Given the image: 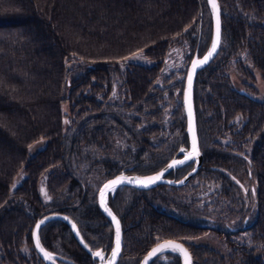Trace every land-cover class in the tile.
Masks as SVG:
<instances>
[{"label": "trees", "instance_id": "16d2710c", "mask_svg": "<svg viewBox=\"0 0 264 264\" xmlns=\"http://www.w3.org/2000/svg\"><path fill=\"white\" fill-rule=\"evenodd\" d=\"M217 2L219 49L193 84L201 164L182 186L108 198L122 230L118 264H138L165 239L193 264H264V0ZM210 36L205 0H0V264H43L31 230L50 213L69 217L91 252L110 250L97 190L119 173H154L188 147L184 77ZM184 43L182 65L161 73ZM136 53L152 63H123ZM38 238L55 264L94 263L61 219Z\"/></svg>", "mask_w": 264, "mask_h": 264}, {"label": "water", "instance_id": "95a60500", "mask_svg": "<svg viewBox=\"0 0 264 264\" xmlns=\"http://www.w3.org/2000/svg\"><path fill=\"white\" fill-rule=\"evenodd\" d=\"M207 7H208V11H209V15H210V20H211V36H210V41L209 44L207 46V49L205 50V52L201 55V56H197V48L195 49L193 56L190 60L189 65L187 66L186 69V73H185V77H184V83H183V89H182V107H183V112H184V117H185V133L187 135V142H188V147L185 148H179L178 151L176 152V155H174L162 168H160L158 171L151 173V174H147V175H127L124 173H119L107 180H105L100 187L97 190L96 193V203H97V208L99 210V212L102 214V216L109 222L111 229H112V234H113V239H112V247L110 249L109 254L107 255V257L105 258V260L101 263V264H109V261L111 260L112 257V251L113 249L116 247V222L119 223V228H120V251L118 256L116 257V260L114 262V264L117 263V260L119 258L120 252H121V247H122V230H121V224L119 219L117 218V216L112 212V210L110 209V207L107 205V200H108V195H110L114 190H116L117 188L120 187H129V188H133L136 190H140V191H147L150 189H153L159 185H168V186H174V187H179L184 185L197 171V169L199 168L200 164H201V159H202V154L199 150V144H198V138H197V133H196V123H195V113H194V105H193V84H194V80H195V76L196 73L198 71H200L201 69H203L204 67H206L211 61L212 59L215 57V55L218 52L219 49V45L217 47L216 52L214 53V55L204 64L200 65L199 67H197L195 69V72H192V67H193V61L194 60H202L203 57L205 55H207V53L209 52V50L211 49L212 46V41L215 37V33H216V17L213 14V9L211 4H209L208 0H205ZM216 3L218 5V2L216 0ZM218 9H219V5H218ZM219 19H220V9H219ZM220 29H221V21H220ZM220 38H221V31H220ZM198 41H199V33H198ZM220 44V43H219ZM192 74L191 76V86H189V74ZM186 93L189 95V99H190V106H191V117L189 115V110L188 107L186 105ZM190 122H191V127L194 130L195 133V137H196V143H197V147L199 150V155L195 156L193 159H189V160H185V156L188 153L192 152V141H193V137H192V132H190ZM181 149H183L184 151H181ZM177 155H179V157H177ZM177 161L178 163L173 165V162ZM179 161H183V163H179ZM190 163H193V167L190 171H188L183 177H181L178 180H174V179H169L166 178L165 175L170 172V171H174L175 169L184 167ZM169 165H173L171 168L169 167ZM160 173H163V176L161 177L160 180H158L156 183L149 185L148 187H143L140 184L137 183H133V182H128V181H124L121 182L119 184H117L114 188L109 186V188L105 189V185L109 184L110 181L115 180L118 177H127V178H139V179H143L145 177H151V176H156ZM101 190H104L105 192V196H104V205L105 207H107L111 213L112 216L108 215V213L104 210L103 207H101ZM115 216L116 221H113L112 217ZM65 217H67L66 215L60 214V213H50L47 214L43 217H41L40 219L36 220V222L34 223L32 230H31V243H32V247L35 251V253L37 254V256L39 257V259L42 261L43 264H55L50 257H46L44 255L43 252L40 251V249H38L36 247V242H35V238L33 236V233L35 232L38 236V230L37 229V224H40V222L43 220L44 223H47L49 221H53V220H63L65 222V224L67 225L69 231L71 232L73 238L75 239L76 243L79 245V247H81L86 253H88L89 255H91L90 250L88 249V247H85V243L81 237L80 234L77 231V229H73L72 225V221L69 217H67V219H65ZM40 224V227L43 225ZM39 239V238H38ZM81 241H83V243H81ZM168 241H175L179 244H181L187 251L188 253V258H189V264H193L192 262V257L190 252L188 251V249L184 246V244H182L180 241L174 240V239H165V240H161L157 243H155L154 245H152L147 252L142 256V258L140 259L138 264H144L145 261V257L148 256V253L152 251L153 248H157L159 245L165 244ZM41 246V244H40ZM42 247V246H41ZM43 248V247H42ZM44 249V248H43ZM44 251L46 252V250L44 249ZM163 253H174L178 256L179 258V264H185V257L180 255L178 252H173L170 248H166L161 252H158L156 256H153L151 259H149L148 264H150L152 262V260L157 257L160 254ZM99 258V256H97Z\"/></svg>", "mask_w": 264, "mask_h": 264}, {"label": "snow or ice", "instance_id": "6c2138e0", "mask_svg": "<svg viewBox=\"0 0 264 264\" xmlns=\"http://www.w3.org/2000/svg\"><path fill=\"white\" fill-rule=\"evenodd\" d=\"M208 2H209V4H211L212 9H213V14L216 17V33H215V37L212 41L211 49L209 50L207 55H205L202 60H194L193 61L192 72H195V69L197 67L206 63L214 55V53L216 52L217 47L220 43V31H221V29H220L218 5L216 3V0H208ZM137 58L139 59L142 57L137 56ZM125 59H127V58H125ZM191 76H192V74L190 73L189 74V86H191ZM186 105L188 107L189 115L191 117L190 99H189V95L187 93H186ZM65 123H67V121H65ZM190 132H192V137H193L192 152L188 153L185 156V160L193 159L195 156L199 155V150H198L197 143H196V137H195L194 130L191 127V122H190ZM181 151H184V150L181 149ZM176 163H178V162L174 161L173 165ZM179 163H183V161H179ZM173 165H169V167L171 168ZM162 176H163V173H160L156 176L145 177L143 179L127 178V177L121 176V177L116 178L115 180L110 181L109 184H106L104 187H105V189L109 188V186L114 188L117 184L124 182V181L137 183L143 187H148L149 185L154 184L158 180H160ZM41 191L43 192V189H41ZM100 195H101V207L104 208V210L108 213V215L112 216L111 211L107 207H105V205H104V196H105L104 190H101ZM45 196H46V193H45ZM65 219H67V217H65ZM112 219H113V221H116L115 216H113ZM43 223H44V221L42 220L40 222V224H43ZM40 224H37V226H36L37 229L40 228ZM72 227H73V229H75L76 225L73 224ZM77 234H79V233H77ZM33 236L35 238L36 247L38 249H40V251L43 252L46 257H50V254L45 252L44 249L40 246L38 236L35 232L33 233ZM81 243H83V241H81ZM85 247H87V245H85ZM166 248H170L173 252H178L180 255L184 256L185 257V264H189V258H188V253H187L186 249L181 244H179L175 241H168L165 244L159 245L157 248H153L152 251L148 253V256L145 257L144 264H148L149 259H151L153 256H156L158 252H161ZM119 251H120V228H119V223L116 222V247L112 251V257H111V260L109 261V264H114L116 257L119 254ZM93 255L94 256H100L101 259H104V257L102 256V254L100 252H95V253H93Z\"/></svg>", "mask_w": 264, "mask_h": 264}, {"label": "rangeland", "instance_id": "374dc122", "mask_svg": "<svg viewBox=\"0 0 264 264\" xmlns=\"http://www.w3.org/2000/svg\"><path fill=\"white\" fill-rule=\"evenodd\" d=\"M187 50H188V45L186 43L183 44V47L171 49L167 53L166 57L163 60L161 73L169 71V70L177 69L179 66H181L182 61L184 59V55L186 54ZM137 56H140L142 58L138 59ZM123 63H125V64L135 63V64H140V65H150L152 63V61L149 60L148 58L144 57L142 54L136 53V54L128 56L127 59H125L123 61ZM252 73L254 74V78H256L254 85L257 87V89L259 91H261L262 85L260 83V80H259V78L255 72L252 71ZM42 146H43V141H39L38 143L32 145L29 149V154L30 155L33 154L35 151L41 149ZM21 177L22 176L19 175V177L13 182L12 188L19 183ZM38 189H39V192L42 195L43 199H46L45 190H44L42 183H39ZM41 189H43V192L41 191Z\"/></svg>", "mask_w": 264, "mask_h": 264}, {"label": "flooded vegetation", "instance_id": "af4514ba", "mask_svg": "<svg viewBox=\"0 0 264 264\" xmlns=\"http://www.w3.org/2000/svg\"><path fill=\"white\" fill-rule=\"evenodd\" d=\"M177 157H179V155L177 156ZM191 165H193V163H190ZM189 165V164H188ZM187 166V165H186ZM121 188V187H120ZM129 188V187H128ZM131 189H133V188H131ZM115 191V190H114ZM114 191L110 194V195H108V198L109 197H111V196H113V194H114ZM113 212V211H112ZM118 218V217H117ZM119 219V218H118ZM120 221V220H119ZM109 223V222H108ZM111 227V226H110ZM83 239V238H82ZM112 239H113V234H112ZM112 239H111V245H112ZM123 239V238H122ZM112 247V246H111ZM89 249V248H88ZM111 249V248H110ZM91 252V251H90ZM109 252H110V250L108 251V252H106V253H103V252H100L101 254H102V256L104 257V259H101V257L99 256V258L97 257V256H94L93 255V252H91V255H89L88 253V255L92 258V259H94V263L93 264H101L104 260H105V258L107 257V255L109 254ZM120 254H121V252H120ZM166 254H169V253H163V254H160V255H158L157 257H155L153 260H152V262L153 261H155L157 258H159V257H164V255H166ZM172 254H174V253H172ZM174 255H176V254H174ZM120 256V255H119ZM118 261H119V258H118V260H117V263L116 264H118ZM56 264H66V263H62L61 261H58Z\"/></svg>", "mask_w": 264, "mask_h": 264}, {"label": "bare ground", "instance_id": "6f19581e", "mask_svg": "<svg viewBox=\"0 0 264 264\" xmlns=\"http://www.w3.org/2000/svg\"><path fill=\"white\" fill-rule=\"evenodd\" d=\"M199 27H200V25H199ZM199 34H200V31H199Z\"/></svg>", "mask_w": 264, "mask_h": 264}]
</instances>
